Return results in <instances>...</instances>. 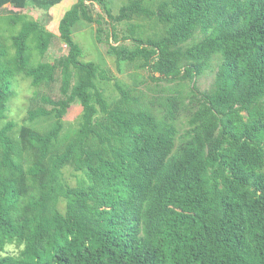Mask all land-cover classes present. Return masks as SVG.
Wrapping results in <instances>:
<instances>
[{"label": "trees", "instance_id": "obj_1", "mask_svg": "<svg viewBox=\"0 0 264 264\" xmlns=\"http://www.w3.org/2000/svg\"><path fill=\"white\" fill-rule=\"evenodd\" d=\"M64 1L0 0V264H264V0H75L59 35L21 12ZM92 24L109 57L179 89L149 99L86 61Z\"/></svg>", "mask_w": 264, "mask_h": 264}, {"label": "rangeland", "instance_id": "obj_2", "mask_svg": "<svg viewBox=\"0 0 264 264\" xmlns=\"http://www.w3.org/2000/svg\"><path fill=\"white\" fill-rule=\"evenodd\" d=\"M115 2L114 11L118 12L119 7L127 2L126 0H113ZM75 3V0H65L61 5L51 9L49 13L44 11L36 10L29 8L21 11L26 13L37 21H40L47 25V29L53 32L56 35H59L58 26L63 15L72 7ZM14 9L12 7L7 8V11ZM15 11H18L14 9ZM93 14L95 17L98 13H101V8L98 5L92 7ZM8 12L4 13L3 16H7ZM121 30L125 29V25L120 27ZM97 30V25H79L76 28L75 39L82 45L85 52L86 61H94L96 63H101L106 68L108 74L113 76L116 80L121 82V84L126 86H137V83L140 84L139 88L145 90L150 97H156L158 99H164L169 95L175 94L179 89V83H166V82H154L150 77L149 73L141 70H137L133 64L129 63H118L114 58H111L106 53L105 49L100 45L94 42V33ZM105 40V39H104ZM55 51V49H54ZM54 54H57L54 52ZM58 55H53V59ZM159 77V75H155ZM215 73H206L198 81V88L200 92L209 91L214 83ZM18 80V81H17ZM143 83V84H142ZM14 88L17 92L16 97L13 101L10 102L8 108L9 118L17 123H21L22 119L26 115L27 107L29 106L28 100L33 94V88L31 87L30 81L19 77L14 82ZM105 95L108 97H113L115 93L113 84H103ZM186 90H188L186 88ZM189 96H187V103ZM158 107V105L156 106ZM191 108V106H188ZM11 111V114H10ZM185 112L183 111L182 121H180V130L184 132L187 128L185 122ZM82 115V106L79 103H76L69 110L68 114L65 117L66 130L71 129L73 126H77L78 120ZM74 170H66L65 177L68 182L75 186L77 184V176ZM8 252L12 254H17L18 251L15 247H8Z\"/></svg>", "mask_w": 264, "mask_h": 264}]
</instances>
